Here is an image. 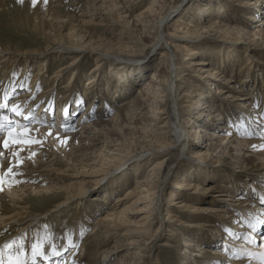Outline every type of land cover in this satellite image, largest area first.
Listing matches in <instances>:
<instances>
[{"label":"rangeland","instance_id":"obj_1","mask_svg":"<svg viewBox=\"0 0 264 264\" xmlns=\"http://www.w3.org/2000/svg\"><path fill=\"white\" fill-rule=\"evenodd\" d=\"M210 3L211 11L205 13L200 10L201 6L205 8ZM152 6L154 11L144 15L146 23L150 24L147 27L139 16ZM248 6L241 0H48L46 4L44 0L41 4L37 0L35 6L31 0H24L23 3L0 0V81L12 67L11 76H6L2 84L5 90L8 88L9 106L18 104L22 112V115L13 112L8 121L13 119V129L21 118L25 122L21 128L51 129V134L46 136L47 142L45 136H41L39 144H20L25 148H22L20 157L27 162L26 167L21 164L16 167L17 157L5 155V148L0 149L4 154L0 157V175L6 172L9 162L17 173L14 178L5 176L1 193H7L6 188L23 190L15 196L17 201L26 193L18 201L20 205H16L20 207L10 204L0 207V217L8 218L7 223L0 227V249H3L0 255L3 260L7 261L10 255L15 258L23 237V260L32 253L33 243L43 241L47 254H51V245L55 244L57 250L64 248L68 258L78 259L75 264H260L259 258L255 259L256 262H249L254 257L246 254L249 250L245 251V248L250 249V243L244 236L252 231L241 207H257L253 210L257 215L254 222L264 211V204L259 201V196L264 194V148L247 147L250 150L247 152L246 147L237 146L234 141H264V35L258 34L264 25L256 24L264 18V12H256V19H251L250 14L255 10ZM167 14L170 16L165 23L164 34L171 46L165 40L160 45L156 41L158 21ZM237 26L243 31L237 30ZM176 39L186 40L189 48L200 46L201 49L188 56L191 60L185 61L188 50H178L176 45L180 41ZM63 44L78 46L79 52L62 54L57 48ZM165 47L176 53L170 65L171 70L176 71V78L173 77L170 86L164 76L168 68L162 56ZM197 61H204V64H193ZM71 64L74 65L68 67ZM44 65L48 71L39 80V89L32 91V78ZM121 65H127L122 68L129 73L128 78L118 74L119 80L113 75L115 73L112 76L109 71ZM214 71H217L216 75H213ZM154 73L158 75L154 78V85L151 84L153 87H149L152 93L145 96L144 87ZM90 77L93 78L90 80ZM229 78L233 82L227 83ZM89 82H92L91 86ZM171 89L180 103V123H185L186 117L195 121L185 127L192 142L183 147L181 142L175 145L173 140L155 132L156 127L151 130L147 126V123H156L160 131L174 135L172 127L164 128V122L157 120L156 110L163 118L165 115L161 111L164 107L157 106L152 98L154 92L161 90L165 94ZM199 91L203 94L195 96ZM17 94L24 97H31V94L33 99L25 102L27 98H24L25 101L14 103ZM41 94L50 97L41 101ZM203 95H208L205 97L207 103ZM246 95L252 98H243ZM181 96L184 97L182 100L179 99ZM174 98L172 96L167 100L169 110L176 104ZM34 100H38L37 104H30ZM126 100H129L128 105ZM80 101L82 103H78ZM198 101L202 103V112L190 111L191 105H199ZM132 104H136L138 109L126 115V108L129 106L130 109ZM66 106L75 113L69 116L67 127L59 122L65 118ZM28 107H31L30 112ZM50 107L52 111L44 116L45 109ZM31 112L51 121L38 123L36 118L34 122H26L24 117ZM249 117L261 126L252 129ZM198 125L205 132L195 138ZM238 128L253 134L246 135L237 131ZM6 133L1 132L0 139ZM57 133L66 139H60ZM210 134H215V137L204 142L199 140ZM54 136L57 138L54 139ZM58 137L60 141H57ZM61 140L65 142L61 144ZM162 144L172 146L162 147V156L150 161L146 160L147 156H139L140 152L136 150L146 146L160 147ZM35 146H42L43 150L35 149L34 157L31 152H25ZM15 148L10 146L7 149ZM35 157H40L41 163L34 165L39 168L31 165ZM164 159L165 172L160 181V184L164 182L166 185L164 193L159 191V194L148 198L149 193L142 190L145 193L141 194V198L132 196L123 200L135 187L136 179H143L156 161ZM20 167L23 170L18 169ZM33 168L38 172H34ZM171 169L172 172L178 171V175L172 176ZM111 173L114 174L109 182H96ZM182 174L193 184L191 190L196 194L191 191V197L200 196V200L190 199L189 202L203 206L205 213L191 210L180 213L179 204L167 200L170 190L176 187L175 182L182 180ZM24 175L27 178H23ZM85 179L88 181H83ZM113 179L116 180L113 182ZM34 186L56 191L63 187L69 189L49 198L45 194L38 196L42 191L34 192L36 189L31 188ZM85 188L88 189L87 195L76 197L77 200L72 203L74 206L62 221L47 216L36 228L23 229L31 223L33 216L49 215L56 206L71 199L69 197L79 195ZM233 193L240 197L234 199L228 196ZM152 200L153 205H150ZM76 205L80 206L77 208ZM219 208L228 211L218 212ZM166 209L171 213L167 217ZM230 210L236 211V218L230 217ZM115 211H124L121 216L123 225L119 229H108V223L98 224L104 221L107 214ZM204 215L211 217L200 218ZM187 223H195V226L183 227ZM169 224L177 226L175 236H169L167 228L172 229L167 227ZM223 225L238 234L239 238L228 232L223 234L226 232ZM258 231L254 233L256 239L264 235V229ZM185 240H192L196 246L186 248ZM11 241L17 243L12 248H4ZM165 242L170 246L163 245ZM240 248H244L242 254L238 253ZM210 249L221 254L211 255L207 252ZM234 252L236 255H233ZM37 258L41 259L40 262L44 260ZM63 260L60 256H52L44 262L64 264ZM69 260L66 264H71Z\"/></svg>","mask_w":264,"mask_h":264},{"label":"bare ground","instance_id":"obj_2","mask_svg":"<svg viewBox=\"0 0 264 264\" xmlns=\"http://www.w3.org/2000/svg\"><path fill=\"white\" fill-rule=\"evenodd\" d=\"M142 1V0H141ZM134 2H135V0H134ZM241 2H242V4H244V5H248L249 4V6L248 7H252L254 10H255V12L253 13V14H250V15H252L250 18L251 19H256V17H255V13L257 12L258 14L261 12H264V0H256L255 2L253 1V0H241ZM42 3V0H39V4H41ZM133 3V2H132ZM202 7H204V6H201L200 7V10H202L203 9V11L206 13V12H208V11H211L212 10V7H211V3L209 4V5H206L205 6V8H202ZM222 8H225V6L224 5H222L221 6ZM220 7V8H221ZM247 7V8H248ZM250 10V9H249ZM147 11V12H146ZM145 11V13H142V16H139V19H143V24H145V26H150V24H148V23H146V18L144 17V15H146V13H149V12H153L154 11V6H152V7H149L148 8V10H146ZM214 11V10H213ZM253 12V11H252ZM251 12V13H252ZM120 15L122 16V12L120 13ZM169 16H170V14H167L165 17H162V18H160L159 19V21H158V24H157V27H158V34H157V36H156V41H157V44H159L160 45V43H162V41L163 40H165V41H167L166 39H165V34H164V28H166L167 27V25H165V23H166V21H167V19L169 18ZM124 17V16H123ZM140 20V21H141ZM187 24V23H186ZM257 25L258 24H260V25H258V26H262V25H264V18H262L258 23H256ZM238 25V24H237ZM257 25H255V26H257ZM237 30H239V31H243V28H241V27H235ZM259 33H263V35H264V28H260L259 29V32H258V34ZM247 35H250L249 33H246ZM177 36V35H176ZM176 38H180V37H176ZM263 38V37H262ZM177 41H180L177 45H176V47H177V49L178 50H188V53H187V57H185L184 58V60L185 61H188V60H191V58L190 57H188V56H192L193 54H196V52H198V51H200V46H194L193 48H189L186 44H187V41L186 40H184V39H176ZM167 43H168V46H171V44H170V42H169V40L167 41ZM186 43V44H185ZM202 47V46H201ZM79 47L78 46H68V45H65V44H63V46H59L58 48H57V50L58 51H60L62 54H67V53H73L74 54V52H79V49H78ZM197 49V50H196ZM82 50H84V49H82ZM230 51V50H229ZM175 52L173 51V53H171V51L170 50H168V47L166 48L165 47V52H163L162 54V56L164 57L163 58V62L164 61H166V64H168V68H166L167 69V71L165 70V73H164V76H166V78H167V81H166V79H165V81H166V83H167V85L168 86H170V84H173V77H175V72H174V70H171V67H170V65L172 64V62H173V60L175 59V56H176V53L174 54ZM209 53V52H208ZM207 53V54H208ZM230 54H232V53H230ZM232 56H233V54H232ZM51 57V56H50ZM219 57V56H218ZM212 58V57H211ZM218 60V59H217ZM223 60V59H222ZM251 62V61H250ZM44 63V62H43ZM115 63H118V62H115ZM115 63H112V64H115ZM248 63V62H247ZM252 63V62H251ZM125 64V63H124ZM193 64H204V61H197V62H195V63H193ZM211 64V63H210ZM74 64H71V65H69L68 67H72ZM139 65V64H138ZM251 65V64H250ZM100 65H98V67H99ZM231 66H233V65H231ZM257 66V65H256ZM45 67H46V65H44V66H41L39 69H38V71H37V73L34 75V77L32 78V83H31V85H30V87H31V89H32V91L35 89V90H38L39 89V86H40V84H39V80L40 79H43V77L45 76V71H48V69L47 70H45ZM122 67H124V68H126L127 67V65H125V66H123V65H121V66H119V67H116V68H111V70L109 71L110 73H111V75H112V73H115V74H113V75H115V76H117V79H119L120 80V78H118L119 76H118V74H123V77L124 76H126L127 78H128V71H126V70H124ZM28 69V68H27ZM233 69V68H232ZM95 70V69H94ZM99 70V69H98ZM102 70H104V68L102 69ZM60 71V70H59ZM118 71H119V73H118ZM75 72V71H74ZM99 72V71H98ZM97 72V73H98ZM164 72V71H163ZM60 72H58L57 73V76H58V74H59ZM101 73V72H100ZM127 75H126V74ZM11 74H12V67H10L7 71H6V75L4 76V78H2V80L0 81V103H4L5 102V95L6 94H8V92H7V89L5 90L4 89V86H3V81L5 82V80H6V76H11ZM74 74V73H73ZM163 74V73H162ZM217 74V71H214V73H213V75H216ZM111 75H109V76H111ZM112 75V76H113ZM158 74H156V73H154L153 74V76H152V80H150V81H148L149 83L147 84V85H145V87H144V90H145V93H146V95H145V93H144V95L145 96H148V93H152V89L151 88H149V87H153V82H154V78H155V76H157ZM99 76V75H98ZM111 76V77H112ZM162 76V75H161ZM59 77V76H58ZM75 77V76H74ZM93 77H90V80L92 79ZM157 78V77H156ZM165 78V77H164ZM176 78V77H175ZM75 79V78H74ZM95 79V78H94ZM93 79V80H94ZM89 80V81H90ZM118 80V81H119ZM98 82V81H97ZM231 83V82H233L230 78L227 80V83ZM156 83V82H155ZM90 84H92V82H89V86H91ZM151 84H153V85H151ZM5 85V84H4ZM71 85V84H70ZM95 85V84H94ZM151 85V86H150ZM86 86H88V85H86ZM174 86V85H173ZM173 86H171V88L173 87ZM89 90V89H88ZM104 90V89H103ZM48 91V90H47ZM141 91V90H140ZM49 92V91H48ZM164 91H157V92H154L155 93V96L154 97H152V98H154V100L156 101V103H157V106H162V107H164L163 108V110L161 111V114H163V115H165L163 118H162V116H158V115H160V113H158V111L159 110H156L157 112H155V116L157 117V120H162V122H164V125L162 126V127H164V128H173V132H175L174 133V135H172L170 132L169 133H164L163 132V130H159L160 128H158V125L155 123V124H152V123H147V126H149L150 128H148V129H151V130H153L154 129V127H156L155 128V132H157V133H159L160 135H163V136H166L168 139H170V140H173V144H175V145H177V144H179L180 142L182 143V147H183V145L185 144V146L186 145H189V143L190 142H192V140L190 139V137L188 138L187 137V135L188 134H186V131H187V129L185 128V127H187V125L188 124H193L195 121L193 120L192 121V118H190V117H186L185 118V123H183L182 124V122L180 123V121H179V117L181 116L180 115V113H181V110H180V106H179V101H178V98H177V96L176 95H174L172 92V89L171 90H169L167 93H163ZM33 93V92H32ZM35 93V92H34ZM47 93V92H46ZM10 94V93H9ZM203 93H201L200 91L195 95V96H200V95H202ZM18 95V94H17ZM42 95V94H41ZM29 96H31V97H24L22 94H20V95H18V96H16V100H14V103H17V102H19L20 100H24V98H27V99H25L24 101L25 102H28V101H30L31 99H33V97H32V95L30 94ZM34 96V95H33ZM72 96V95H71ZM172 96H174V97H176V98H174L175 99V101H176V104L174 105L173 104V106L171 107V109L169 110L168 108H167V100H168V98H172ZM190 96V95H189ZM191 96H193V95H191ZM208 95H206V96H204L203 95V100H205V97H207ZM47 97H50L49 95H42L41 96V98H40V100L42 101L43 99H46ZM184 97H180L179 99L180 100H182ZM243 98H245V99H250V98H252V97H250V95H246L245 97H243ZM138 99V98H137ZM136 99V100H137ZM210 99V98H209ZM223 99V98H222ZM171 100V99H170ZM38 100H34L32 103H30V104H35L36 102H37ZM127 102H126V104L127 103H129L128 101L129 100H126ZM133 101V100H132ZM138 101V100H137ZM136 101V102H137ZM206 102L205 103H207L208 101H207V99L205 100ZM224 101H225V99H224ZM9 102V101H8ZM13 102V101H12ZM11 102V103H12ZM135 101H133V103H134ZM135 102V103H136ZM141 102H142V100H141ZM174 102V101H173ZM185 102H189V103H191V101H185ZM196 102V101H195ZM21 103H22V101H21ZM21 103H19V105L21 104ZM124 103V102H123ZM138 103V102H137ZM201 102L200 101H198L197 102V105L198 106H196L195 107V105H191V107H192V109L190 110V111H192V110H195V111H199V112H202V108H200V105H202V103L200 104ZM9 104V103H8ZM37 104V103H36ZM16 105V104H15ZM122 105V104H121ZM121 105H119V106H121ZM128 105V104H127ZM133 105V107H131L130 109H129V106H130V104H129V106L126 108L127 110H128V113H127V111H126V115H129L130 114V111H132V110H134V109H138L137 107L138 106H136V104H132ZM134 105L136 106V107H134ZM171 105V104H170ZM17 106H18V104H17ZM28 106V105H27ZM124 106H125V104H124ZM204 106H208V105H204ZM19 108H20V106H18ZM24 107V106H23ZM10 106H9V108H7V109H0V116H3V117H7V120H4L3 121V123L4 124H8V118H9V115H14V113L12 112V111H10ZM28 108H30L29 109V112H30V110H31V107H28ZM35 108V107H34ZM119 108V107H118ZM121 108V107H120ZM42 109V108H41ZM75 109V108H74ZM77 109V108H76ZM26 110H28V109H26ZM73 110V109H72ZM76 111V110H75ZM189 111V112H190ZM199 112H196V113H199ZM211 112H212V110H211ZM32 113V112H31ZM63 113V112H62ZM36 114V113H35ZM35 114H32V117L33 118H31V119H27V121L26 122H29V121H32L33 120V122H34V119H36L37 118V122L38 123H43V122H45V121H51L50 120V118H48V119H42V118H40V117H44V116H48V112H44L43 113V115L44 116H35ZM58 115V114H57ZM135 115H136V113H135ZM121 116H123V115H121ZM178 116V117H177ZM207 116V115H206ZM117 118H119V116L117 117ZM162 118V119H161ZM250 118V117H249ZM206 119H209V116H207L206 117ZM205 119V120H206ZM251 119V118H250ZM256 119V118H255ZM12 120L13 119H11L10 121L12 122ZM19 120V122L17 123V125H16V127L14 128V130H15V132L16 133H20L21 134V136H22V138L23 139H25V140H27V139H35V140H39V139H41L40 137L41 136H45L44 138H45V141L47 142V141H49L48 140V138L46 137V136H48V134H49V129L47 130L46 128H40V127H23V128H21L23 125H24V123H23V119L21 118V119H18ZM117 120V119H116ZM115 120V121H116ZM1 122V121H0ZM59 122H61V123H65V125L67 124V123H69V117L66 119V118H64V119H62V121L61 120H59ZM112 122H114V121H112ZM251 128L252 129H258V127L259 126H261L260 125V123H258V122H255L254 121V119H251ZM67 126V125H66ZM219 127V126H218ZM244 128V127H243ZM230 130V129H229ZM6 132H7V130H5ZM4 131V132H5ZM231 131V130H230ZM237 131H240V132H243V133H245L246 132V130L244 131V130H242L241 128H238L237 129ZM3 132V131H2ZM202 132H205L202 128H201V126L200 125H198L197 126V133H198V135H196L195 136V138L196 137H199V134L200 133H202ZM229 132V131H228ZM233 132V131H232ZM7 135H8V133H6V134H4V137L3 138H1L0 139V149H2V148H4L3 147V141H4V139L5 138H7ZM62 136H64V135H62ZM61 136V137H62ZM67 136V135H66ZM60 137V136H59ZM59 137H58V139H57V141L59 140ZM61 137H60V139H61ZM213 137H215V134H210V135H207V136H205L204 138H199V140H201V142L203 141H205V140H207V139H209V138H213ZM57 137L56 136H54V139H56ZM63 139H65L66 137H62ZM53 139V140H54ZM44 140V139H43ZM55 141V140H54ZM60 141V140H59ZM234 141H235V144L237 145V146H240V147H242V148H244V147H248V148H250V147H253V145H257V147H255V149H261V147H259V145H261V144H264V141H257V140H244V139H234ZM180 143V144H181ZM52 144V143H51ZM62 144V143H61ZM193 144V143H192ZM54 145H56V144H54ZM53 145V146H54ZM16 147L15 149L16 150H8V149H5V155H12L13 153H19V156H21V152H22V150L23 149H25V148H23L20 144H12V143H9V147ZM44 146V145H43ZM168 146L169 147H171L172 146V144H162L160 147H155V148H152L151 146H146V147H142V148H140V149H136V150H139V151H137V152H140L138 155L139 156H147V158L148 159H146V160H149L150 161V159H152V158H158V157H160V156H162V153H160L161 152V148L163 147V148H168ZM8 147V148H9ZM55 147V146H54ZM67 147V146H66ZM226 147H227V145H226ZM23 148V149H22ZM40 149H42L43 150V148H42V146H40L39 147ZM38 148V146H35V147H29V148H27L26 150H25V152L27 151L28 153H32L35 149H38V150H40ZM60 148V147H59ZM248 148H247V152H250V150H248ZM45 149V148H44ZM61 149H62V146H61ZM65 149V148H64ZM1 151V150H0ZM4 151V150H3ZM50 151H51V149H50ZM47 152V151H46ZM57 153V152H56ZM49 154V153H48ZM53 154V153H52ZM137 154V153H136ZM26 155H28V154H26ZM24 156H25V153H24ZM41 156V155H40ZM62 156V155H61ZM5 157V156H4ZM28 157V156H27ZM7 158V157H6ZM10 158H11V156H10ZM12 158H13V156H12ZM29 158H30V155H29ZM40 158V157H39ZM38 157L36 158L35 157V162H32L31 163V165L32 166H34V165H36L37 163H41V161H40V159H39ZM138 158V157H137ZM2 159V158H1ZM37 159V160H36ZM33 160V159H32ZM145 160V159H144ZM166 159H164L163 161H156V163H154L153 165V167H152V165H151V169L149 170V172H147V173H145L146 175L143 177V179H136V185H135V187L132 189V190H130L129 191V194L123 199V200H126V199H128L129 197H132V196H138V199L139 198H141V194L142 193H149L148 194V198L150 197V196H152V195H154V194H159V191H162V193H164V191H165V189H166V185H165V183L163 182V183H161L160 184V181H161V179H162V175L164 174V172H165V164H166V161H165ZM7 162V161H6ZM126 164H127V162H126ZM22 167H26V165H27V162H23L22 164ZM138 165V164H137ZM143 165V164H142ZM183 165V164H182ZM0 166H1V160H0ZM4 166H5V164H4ZM37 166V165H36ZM178 166V165H177ZM17 167V166H16ZM35 167V166H34ZM143 167V166H142ZM181 167H183V166H181ZM14 168V167H13ZM35 168H39V167H35ZM35 168H33L34 169V172H38ZM190 168V167H189ZM1 169V168H0ZM16 169V168H15ZM18 169H21V167L20 168H18ZM17 169V170H18ZM142 169V168H141ZM188 169V168H187ZM21 170H23V169H21ZM29 170V169H28ZM27 170V171H28ZM31 171V170H30ZM169 172H172V169L169 171ZM32 173V172H31ZM178 173V171H176V170H174L171 174H172V176H176L175 174H177ZM114 173H111L110 175H108V176H106L105 178H102V179H97L96 180V182H98V184H101L103 181H105V180H108V179H112L113 177H112V175H113ZM39 175V174H38ZM116 175V174H115ZM178 175V174H177ZM29 176H30V174H29ZM7 177V176H6ZM17 177V176H16ZM37 177V176H36ZM48 177V176H47ZM111 177V178H110ZM164 177V176H163ZM168 177V176H167ZM185 177V174H182V180H179V181H177V182H175V188H173V189H171L170 190V195H169V198L167 199L169 202L170 201H172V202H175V203H178L179 204V206H177V208L179 207V210H178V212H184V211H189V210H191V212H195V213H205L203 210H202V208H203V206L201 207V206H197V205H193L191 202H189V200L190 199H194V200H200V196H196L195 198L193 197H191V188L193 187V184H192V182H189L188 181V179H185L184 178ZM14 178V177H13ZM23 178H27V175L25 176L24 175V177ZM29 178V177H28ZM156 178H158L157 180H155ZM16 179V178H15ZM19 180V179H18ZM37 180V179H36ZM52 180V179H51ZM114 180H116V179H113V182H114ZM168 180V179H167ZM83 181H88V180H83ZM108 182H109V180H108ZM111 182V181H110ZM6 183H8V182H6ZM168 183V182H167ZM166 183V184H167ZM109 184V183H108ZM116 184V183H115ZM8 185V184H7ZM6 186V185H5ZM162 186V187H161ZM216 186V185H215ZM199 187V184L197 185V188ZM213 187V186H212ZM31 188H35L36 190H34V192H37V191H42V193L41 194H38V196H42L43 194H45V195H48L47 197H51V196H53V195H55L56 193H62V191H66V190H68L69 188L68 187H63V189H61L60 191H56V189H38V187H36V186H34V187H31ZM62 188V187H61ZM7 190H6V192L7 193H1V191H0V201H1V203H0V207H4V206H6V205H8V204H10V205H15L14 207H16V205H20L19 203H18V201L19 200H22L21 198L23 197V195L24 194H26V193H24V194H22L21 195V198L17 201V200H15L14 198H15V196L16 195H18L19 194V192L21 193V191H23V190H17V189H12V188H6ZM12 189V190H11ZM110 189V188H109ZM208 189V188H207ZM142 190H145V192H142ZM87 191H88V189H83L80 193H78L79 195H75V196H73V197H69V198H71V199H68V200H66V201H64L63 203H61V204H59L58 206H56L51 212H50V214L49 215H42V216H33L32 218H31V223L30 224H28V225H26L25 226V228H23L24 230H26V229H29L30 227H33V228H36V226L38 225V223H40V221L42 220V219H45V218H48L47 216H51V218L52 219H54V220H57V221H62V219H64V217H66V215H67V213H68V211H69V209L71 208V207H73L74 205H72V203H74L76 200H77V198L78 197H84V195L86 194L87 195ZM193 192V194H196V193H194V191H192ZM66 193V192H65ZM180 193H182V195L180 194ZM20 195V194H19ZM239 195V194H238ZM237 194H230V195H228L229 197H231V198H234V199H236V198H238V197H240V196H238ZM147 196V195H146ZM146 196H144V197H146ZM44 197V196H43ZM47 197H44V198H47ZM77 197V198H76ZM53 198V197H52ZM51 198V199H52ZM117 198V197H116ZM251 198V197H250ZM67 199V198H66ZM84 199V198H83ZM24 200V199H23ZM239 199H237V201H238ZM243 201H245L246 202V199H242ZM185 201H187V203L185 202ZM236 201V200H235ZM123 202V201H122ZM249 202H250V200H249ZM118 203V202H117ZM121 203V202H120ZM239 203V202H238ZM150 205H153V200H152V203H150ZM160 205V204H159ZM232 205V204H231ZM249 205V204H248ZM80 205H76L75 207H79ZM244 206V205H243ZM264 206V205H263ZM18 207H20V206H18ZM18 207H16V208H18ZM156 207V206H155ZM160 207V206H159ZM230 207V206H229ZM24 208V207H23ZM206 208V207H205ZM228 208V207H227ZM257 208V207H256ZM256 208H253V209H251V207L249 206V207H241V209H242V211L244 212V214L245 215H247V220L249 221V222H253V223H255L256 224V227H255V230H253L252 228H251V231H252V233H250V234H246V235H250L254 240H255V243H250V245H249V247L248 248H250V249H247V248H245V251H248L249 250V252H253V253H260V252H264V247H260L259 245H262V244H264V235H261L262 237H260L259 239H256V235H254V233L257 231V232H259L258 230H263L264 229V224H260L258 221L259 220H264V211H263V213H260V215H259V217H258V220L257 221H255L254 222V219H256L255 217H257V215L256 214H254V209H256ZM159 209V208H158ZM158 209H156V210H158ZM208 209V208H207ZM218 210V212H225V211H228L227 209H225V208H222V209H217ZM153 211H155V209H153ZM166 211H167V215H166V217L168 216V215H170L171 213H170V211H169V209H166ZM232 213L230 214L231 216V218L233 217V218H236V216H235V213H236V211L235 210H230ZM1 212V211H0ZM84 212V211H83ZM158 212V211H157ZM82 213V212H81ZM124 213V211H115V212H113V213H109V214H107L106 216H105V218L103 219L104 221H101V222H99L98 224L100 225V224H102V223H108V229H110V228H120V226L121 225H123V221H122V218H121V216H122V214ZM1 215H2V213H0ZM161 214V213H160ZM183 214V213H182ZM72 215V214H71ZM79 215V214H78ZM174 215V214H173ZM177 214H175L174 216H176ZM164 216V215H163ZM205 216H208V217H211V216H209V215H204V216H200V218H205ZM26 217H28V216H26ZM207 217V218H208ZM103 218V217H102ZM213 218V217H212ZM8 218H6V217H3V218H1L0 217V227H2V226H4V224L5 223H7V220ZM27 219V218H26ZM230 219V218H229ZM6 221V222H5ZM18 221H20V219L18 220ZM47 221V220H46ZM50 221V220H49ZM165 222V221H164ZM218 222V221H217ZM225 222V221H224ZM202 223V222H201ZM219 223V222H218ZM21 224V223H20ZM165 224H166V222H165ZM205 225V224H204ZM210 225V224H209ZM40 226V225H39ZM185 226H187L186 228H189L190 226L191 227H194L195 226V223H187V225H184L183 227H185ZM206 226V225H205ZM215 226V225H214ZM167 227H171L172 229H170V228H167V231L169 232V236H175L177 233H176V228H177V226H175V225H171V224H169V226H167ZM204 227V226H203ZM38 229H39V227H37ZM45 228V227H44ZM118 228V229H119ZM185 228V229H186ZM202 228V227H201ZM233 228H235V227H233ZM23 229H21V230H23ZM223 229H225L224 228V225H223ZM40 230V229H39ZM218 232V231H217ZM27 233V232H26ZM108 233V232H107ZM112 233V232H111ZM246 233V232H245ZM24 234V233H23ZM223 234H226L227 235V232H225V233H223ZM264 234V233H263ZM21 235V234H20ZM214 236H217V234H215ZM226 238L228 237V236H225ZM15 238V237H14ZM191 241V242H190ZM225 241L227 242L228 241V239H225ZM243 240H241L240 241V243L242 242ZM163 245H169L168 244V242H165ZM170 246V245H169ZM196 246V244L192 241V240H185V247L186 248H188V247H195ZM253 248V249H252ZM214 249H218V248H214ZM64 250V248H58V251L59 252H61L60 253V258L61 259H64L63 260V262H65L64 264H66L67 262H68V260L69 259H71V264H75V262L77 263V260L78 259H75V258H71V257H67L66 255V253H65V251H63ZM243 250H244V248L243 249H238V253H243ZM206 252V251H205ZM207 252H209L211 255H220L221 253L219 252V251H216V250H213V249H210V250H207ZM31 256H32V253H30V256H29V259H31ZM39 257V256H38ZM248 257H252V256H248ZM59 258V257H58ZM57 258V259H58ZM68 258V259H67ZM257 257H254V259H251V261L249 260V262H256L255 261V259H256ZM211 260V259H210ZM24 261H26V259H24ZM31 262V261H30ZM38 262V264H45V262L43 263V262H40L39 260L37 261ZM29 263V262H28ZM259 263L261 264V260L259 261ZM46 264H48V263H46ZM217 264V263H216ZM255 264V263H254ZM257 264V263H256Z\"/></svg>","mask_w":264,"mask_h":264},{"label":"snow or ice","instance_id":"obj_3","mask_svg":"<svg viewBox=\"0 0 264 264\" xmlns=\"http://www.w3.org/2000/svg\"><path fill=\"white\" fill-rule=\"evenodd\" d=\"M19 3H23L24 0H18ZM32 5L35 6L37 3V0H31ZM48 2V0H44V3L46 4ZM78 103H82V101L78 102ZM9 108V104H8V96L7 94L5 95V102L4 103H0V109H7ZM10 111L16 113V115H22V112L20 111L19 107L17 105H12L10 108ZM52 111L51 107L49 109H45V112H49ZM75 113L71 111L69 106H66L64 109V117L67 119L70 115H74ZM54 115V112H53ZM30 117H32V113H29V116L24 117L25 119H29ZM7 120V117H3L0 116V121H4ZM65 127H67L65 125ZM7 130V138L4 139L3 141V147L5 149H7L9 147V143L12 144H39L41 143V141L39 140H35V139H23L20 133H16L15 130L12 127V122L9 121L8 124H4L3 122H0V131H5ZM49 134H51V129L49 130ZM244 134L246 135H252V132H245ZM260 134V133H257ZM57 136H59V134L57 133ZM66 139V138H65ZM65 140H61V143H64ZM253 147H257V145H253ZM259 147L264 148V144L259 145ZM3 153L0 152V157H3ZM14 156L17 157L16 160V165L15 166H19L20 164L23 163L24 158L19 156V153H13ZM31 156L34 157L35 156V152L31 153ZM10 166L7 168L6 172L3 173V175H0V191H3V185L5 183V176H12L14 177L17 173L13 171V167L11 165V162H9ZM259 201L260 203L264 204V194L259 196ZM260 224H264V220H259L258 221ZM248 227L252 228L253 230H255L256 224L253 222H248ZM226 232H228L229 235H233L236 238H239V235L236 233H233L230 229H225ZM244 239L248 242V243H255V240L250 236V235H245ZM17 241H11L10 243H7L4 245V248H12L14 244H16ZM260 247H264V244L259 245ZM32 256L31 259L33 261V264H38L37 262V257H41L44 260H50L52 256H59L60 252L56 249L55 244L51 245V254H47L44 250V246H43V241H37L36 243H33L32 246ZM67 250V249H65ZM227 250V249H226ZM3 252V249H0V253ZM24 254V243H23V237L20 238V242H19V246L18 249H16V255L15 258H13L11 255L8 258V264H26V261H24L21 257ZM249 256L252 257H257L261 260V264H264V252H260V253H253V252H247L246 253ZM233 255H236V253L234 252ZM0 264H4V260H3V256L0 255Z\"/></svg>","mask_w":264,"mask_h":264}]
</instances>
